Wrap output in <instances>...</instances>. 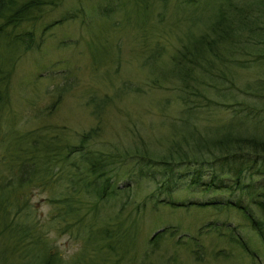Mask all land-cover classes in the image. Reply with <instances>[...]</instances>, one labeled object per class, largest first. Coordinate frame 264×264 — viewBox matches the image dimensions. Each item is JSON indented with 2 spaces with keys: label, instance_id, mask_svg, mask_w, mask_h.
I'll return each mask as SVG.
<instances>
[{
  "label": "trees",
  "instance_id": "16d2710c",
  "mask_svg": "<svg viewBox=\"0 0 264 264\" xmlns=\"http://www.w3.org/2000/svg\"><path fill=\"white\" fill-rule=\"evenodd\" d=\"M63 1L0 0L2 259L12 257L24 264H61L59 255L55 253L53 245L45 240L39 221L34 218L35 214L27 202L28 193L33 188L47 192L48 201L53 206L50 216L59 226H66L68 220L75 226L82 225L86 221L83 219L85 214L89 216V220L83 225L85 229H89V235L86 234L83 242L86 248L97 246L92 238L94 228H100V239L105 240V247H109L107 249L111 251L117 248L116 244L109 243L113 238L118 241L120 248L133 247L138 230V211L136 216L127 211L122 215L123 219H120L121 208L128 204L133 188L129 182L117 181L122 167L131 165L134 170L130 174H134L135 178H146L154 183V190L146 198L152 199L161 193L169 194L179 189L192 190L197 187L200 191L214 192V197L203 202L177 203L178 201L169 197L167 201L158 199L156 203L173 207H220L235 210L249 222L264 246V76L240 89L231 86L233 90L220 91L217 83L208 84L211 90L214 86L217 93L199 87L204 81L201 78L206 74L204 71L213 73L207 67L208 58L211 55L217 58L222 56L220 45L225 50L234 49L235 53L242 50V54L244 51L250 55L249 60L245 59L244 54L242 58L233 56L234 60L242 59L253 66L262 62L264 14L246 16L239 27L233 24L241 21L243 16L238 15L234 21L230 15L239 12L237 8L240 7L235 0H174L178 9L182 5L193 6L199 3L201 31L196 35L188 33L178 37V45L171 56L170 71L178 78L185 76L186 79L190 77L199 80L192 87H183V106L178 116L170 121L172 133L169 143L163 152L153 154L144 142L123 151L95 146L93 137L97 134V125L72 139L63 126L41 123L31 129L17 128L9 109L10 80L15 63L22 52L36 43L35 26ZM167 1L169 0H133V4L141 11L151 7L154 12ZM63 18L66 19L63 16L49 24L58 23ZM257 18L260 19L257 21ZM47 26L42 30H46ZM246 30L244 42L247 44L240 38L236 40ZM233 43L239 47H230ZM248 44L247 49L245 46ZM254 58L260 59L257 61ZM208 80L212 81L211 78ZM225 81L231 83L230 79L225 78ZM60 94L59 91L58 98ZM92 101L94 99H89L88 103ZM204 175L207 177L205 180ZM109 200L115 203L111 204ZM123 200H127L126 203ZM105 201L114 205L112 207L115 211L103 218L102 222L93 221L97 216L95 204ZM145 203L144 200H141L139 206L136 203V210L145 208ZM213 224L209 223L208 229L212 227L214 231H219L222 228ZM225 228L233 245L255 260L253 249L239 233L236 224L226 225ZM173 229L175 227L157 230L150 236L148 243L152 248H157L165 233L172 235L175 232ZM95 232L97 231H93V237ZM190 239L192 255L199 258L200 249L195 247V237L190 236ZM102 244L103 241L99 245ZM32 252H35L34 260L29 259ZM222 255L216 250L214 259L225 258ZM79 263L102 264L91 259L86 263Z\"/></svg>",
  "mask_w": 264,
  "mask_h": 264
},
{
  "label": "rangeland",
  "instance_id": "374dc122",
  "mask_svg": "<svg viewBox=\"0 0 264 264\" xmlns=\"http://www.w3.org/2000/svg\"><path fill=\"white\" fill-rule=\"evenodd\" d=\"M235 2L241 12L237 8L238 14L230 13L231 17L234 21L238 15L243 17L234 26L240 27L246 16L264 14V0ZM149 8L151 10L141 11L134 6L133 0H64L43 17L35 26L36 43L21 53L11 75L9 109L17 128L31 129L41 123L58 125L65 127L72 139L97 125V134L93 137L97 147L123 151L144 142L151 153L163 152L172 133L170 121L178 116L183 106V87H192L199 80L197 77L198 80L185 76L178 78L171 73V56L180 35H196L201 31V10L199 3L182 5L178 9L174 0L167 1L162 8L157 7L158 12ZM63 16L66 19L49 24ZM46 25L48 28L42 30ZM247 31H242L236 40L240 38L245 43ZM233 44L230 47H236V43ZM248 46L245 47L248 49ZM219 50L222 52L220 58L213 55L208 58L207 67L213 73L204 71L200 89L217 93L214 86L213 90L208 87L214 83L220 91L233 90L231 86L240 89L264 76V59L253 66L233 58L235 55L242 58L244 54L249 60L247 52L235 53L234 49L225 50L221 45ZM254 59L259 61L260 58ZM210 78L212 81L208 80ZM89 99L94 101L88 103ZM131 168L134 167H122L117 179L119 183H131L133 188L128 204L121 208L120 219L127 211L135 216L138 211L135 243L129 248H120L113 238L109 243L116 244L117 248L114 251L107 249L105 240L100 239V228L92 230L96 248H86L83 242L89 229L83 225L89 216L85 214L83 219L86 221L82 225L75 226L68 220L66 226H59L50 216L53 206L47 192L37 188L30 190L27 202L61 264L86 263L88 259L102 264H264L261 240L249 222L235 210L156 203L158 199L167 201L169 197L177 203L203 202L214 197V192L200 191L197 187L146 198L154 190V183L146 178L138 180L130 174L134 170ZM141 200L146 202L145 208L136 210L135 205L138 203L139 206ZM109 203L115 201L109 200ZM109 203L95 204L97 216L93 221L102 222L115 211L114 205ZM209 223L220 225V232L212 227L208 229ZM235 224L253 249L255 260L230 241L225 226ZM164 227H175V232L172 235L165 233L158 247L152 248L148 239ZM94 230L97 232L93 237ZM190 236L195 237V247L200 249L199 258L192 255ZM101 241L103 244L99 245ZM216 250L225 258L214 259ZM34 253L30 260L35 259ZM0 264L24 263L0 256Z\"/></svg>",
  "mask_w": 264,
  "mask_h": 264
}]
</instances>
